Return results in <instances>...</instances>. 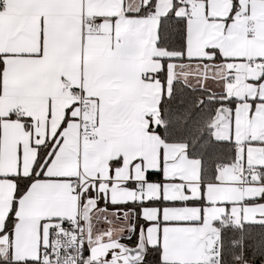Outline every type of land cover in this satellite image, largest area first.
<instances>
[{
	"label": "snow or ice",
	"instance_id": "snow-or-ice-1",
	"mask_svg": "<svg viewBox=\"0 0 264 264\" xmlns=\"http://www.w3.org/2000/svg\"><path fill=\"white\" fill-rule=\"evenodd\" d=\"M0 264H264V0H0Z\"/></svg>",
	"mask_w": 264,
	"mask_h": 264
}]
</instances>
